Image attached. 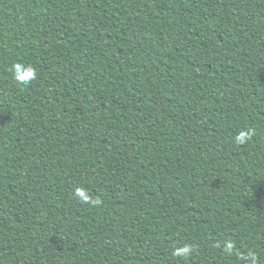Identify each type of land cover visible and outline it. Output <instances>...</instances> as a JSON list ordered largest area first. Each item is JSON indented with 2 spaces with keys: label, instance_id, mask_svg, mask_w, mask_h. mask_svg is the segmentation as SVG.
I'll return each instance as SVG.
<instances>
[{
  "label": "trees",
  "instance_id": "obj_1",
  "mask_svg": "<svg viewBox=\"0 0 264 264\" xmlns=\"http://www.w3.org/2000/svg\"><path fill=\"white\" fill-rule=\"evenodd\" d=\"M0 264H264V0H0Z\"/></svg>",
  "mask_w": 264,
  "mask_h": 264
},
{
  "label": "clouds",
  "instance_id": "obj_2",
  "mask_svg": "<svg viewBox=\"0 0 264 264\" xmlns=\"http://www.w3.org/2000/svg\"><path fill=\"white\" fill-rule=\"evenodd\" d=\"M11 70L14 75V79L16 82L20 85H27L29 84L32 80H35L37 77L36 70L33 66L31 65H26L20 62L14 63L11 66ZM247 132H240L236 137L235 140L237 143H244L248 137ZM77 196L81 197L85 202H90V203H97L96 200H89V197L85 195L83 191L78 190L77 191ZM232 245H228V249L231 250ZM192 249L190 246L185 245L182 248H178L174 250L173 255L180 256V257H186L191 253Z\"/></svg>",
  "mask_w": 264,
  "mask_h": 264
}]
</instances>
